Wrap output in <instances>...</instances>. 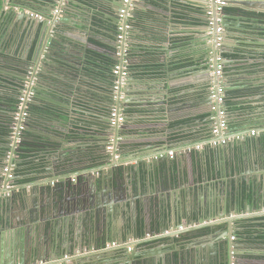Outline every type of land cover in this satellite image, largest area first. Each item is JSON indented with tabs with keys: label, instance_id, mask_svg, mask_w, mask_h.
Segmentation results:
<instances>
[{
	"label": "crops",
	"instance_id": "obj_1",
	"mask_svg": "<svg viewBox=\"0 0 264 264\" xmlns=\"http://www.w3.org/2000/svg\"><path fill=\"white\" fill-rule=\"evenodd\" d=\"M12 2L29 3L42 11H48L46 3H36L34 0H13ZM12 2L7 6L12 7L13 15L16 13L14 9L19 10V8ZM91 2V4L95 3V8H91L87 3V8L79 12L63 11L68 22L72 21L75 25L68 27L64 23H59L55 26L54 31L61 34L58 38V48L61 49L57 55L58 64L51 65L57 76H52L53 71L47 70L46 67L42 68L37 75L35 89L38 98H35L32 104L36 108L35 116L41 118L42 123L30 125L27 130L30 132L28 141L37 139L38 151L40 157H43V165L39 168L41 173L29 175L32 181L23 185H14L13 181L9 183L10 189H13L16 194L23 192L29 196L32 195L30 205L33 207H40L41 198L37 191L40 187L48 189L52 185H66L65 179L68 177L71 179L69 181L76 185L72 179H76L77 173L81 174L83 182H86L91 176L96 178L99 173L104 175L107 172L104 164L97 163L94 159L99 157L102 160L104 148L113 140V136L108 133V126H105V121L102 120L103 114L100 113L102 103L106 102L105 98L108 96L110 82L87 74L83 69V61L87 56H91L90 54H114L110 51V48L114 47V42L110 41L107 34L97 33L94 22L98 19L108 21L107 16L117 17L118 10L117 6L106 0H91ZM122 2L123 0H119L118 4L121 6ZM130 2V12L136 14L139 19L134 20V23H137L131 27L126 37L130 54L127 58L128 67L132 68L129 77L132 78L133 88L127 91L128 100L127 96L125 97L128 102L132 98H136L138 102L128 105L130 111L125 115L126 129L117 133L119 148L115 159L120 165L115 172L118 170L123 174L124 167L136 166L143 160L159 157L160 153L168 155L171 152L176 157L169 158L170 163L167 161L161 169L164 173L171 172L173 185L178 183L180 185L182 181L186 182L187 184L178 191L190 194L189 205L194 202L199 205L200 202L213 198L211 189H214L216 185L217 175L210 170H207L208 176L202 172L205 164H208L206 155L213 151L214 162L210 164L221 168L225 161L228 163V160L233 162L235 159L240 162V158H244L243 167L248 170H245L241 176L251 184L245 187V190L251 187V190L258 192L250 195L254 200L258 197L264 199V17L258 16H264V12H252L254 8L264 10V0H234L230 5L232 8H228L233 10L231 13L233 14V7H243L240 3L253 7L245 8L250 12L243 15L248 19V30L224 32L223 53L234 58L224 59L223 62L226 64L223 66L224 74L221 82L225 93L231 94V101L241 109L232 115H227L225 132L227 143L218 147L208 145L209 142L218 141V139H213L206 129V124H209V130L212 126L207 119L210 110L206 104L210 77L206 74L207 69L204 68L207 53L203 44V37L206 34L202 23L205 22V14L201 13L197 7L193 10L191 6L171 5V3L179 2L178 0H145L146 9L139 6L140 4H133V0ZM8 27L12 35L5 51V55L10 54L7 55L8 60L5 59L6 63L16 58L15 56L18 57L26 48L30 52L41 24L35 19L27 18L21 27H16L14 24ZM63 32L68 35H63ZM9 48H11L10 51ZM186 63L189 64L182 67ZM44 64L48 65L46 62ZM157 64L161 66L159 68L163 73L162 76L139 77L137 75L139 70L136 69ZM3 70L6 69L3 68ZM82 73L87 78H83ZM48 108H51L53 113L45 116L44 112ZM70 108L74 110L73 114H70ZM82 108L85 116H81L79 111ZM64 113L68 116L67 121L58 116ZM92 113H95L98 118L92 116ZM71 115L76 118L71 120ZM184 121L188 122L184 123ZM252 132L254 135L251 134ZM198 145H201L203 149L196 151L195 147ZM189 152H193L191 157H188ZM210 164H208L209 168ZM237 168H241L240 163ZM123 178H125L124 174ZM161 178L165 179L163 176ZM219 179L222 180L223 177L220 176ZM26 185H32V187ZM142 187V194L138 193L135 199L125 201L136 202L141 208L143 201L154 200L155 196L162 193L161 189L149 191ZM79 189H82L81 194ZM79 189L77 192L79 191L80 195L86 191L85 187H79ZM205 195H209V198H205ZM119 204L113 202L114 209L119 208ZM251 204L249 202L248 208L253 215L258 208ZM253 207L255 211L252 210ZM132 210L128 212L121 208L120 212L124 215V220L118 219L119 228L130 215L133 216ZM14 213L19 218L22 216L16 208ZM89 214L88 210L87 213L82 214L83 216L72 214L54 218L50 224L55 223L58 232L55 240L60 241L59 258L53 260L46 256L36 264H128V262L139 264L146 258L151 260L167 252L160 251L163 245L164 247L168 245L165 235L173 234V232L162 233V226L159 227L154 220L148 226V218L153 219L151 216L154 214L153 211H150L146 217L145 229L143 219L140 216L137 218L138 226H142L141 236L134 232V238L129 236L123 242L105 240L103 244L92 240L91 233L94 229L86 225L89 223ZM81 219H84L82 229ZM256 219L258 220V218H252V221ZM114 225L104 223L101 230L109 228L114 231L116 230ZM189 227L192 229L195 226L190 224ZM185 230L183 228L178 232ZM203 231L204 229H200L196 232L200 234ZM255 236L256 234L253 237ZM52 239L53 235L48 239L45 237L41 244H49ZM156 250L158 253H155ZM184 252L187 254L182 264H197L191 259V250L184 249ZM132 253L138 255L134 262L126 256ZM233 253L240 255L248 253L250 261L256 260L264 264V244L252 242L248 250L231 248L230 254L233 255Z\"/></svg>",
	"mask_w": 264,
	"mask_h": 264
},
{
	"label": "water",
	"instance_id": "obj_2",
	"mask_svg": "<svg viewBox=\"0 0 264 264\" xmlns=\"http://www.w3.org/2000/svg\"><path fill=\"white\" fill-rule=\"evenodd\" d=\"M12 1L13 0H4L3 7H7V5ZM106 1L117 6V10L119 11V0ZM178 1L179 2L177 3H171V5H177L179 7L191 6L193 10L195 7H197L201 13L205 14V22H203L202 25L205 27L206 36L203 37V44L206 47L205 52L207 54L209 51H214L215 37L214 33L211 37L208 35L209 27L207 17V14L210 11L212 12L214 9L213 0ZM224 1L227 5L226 9L232 8L230 5L234 2V0ZM12 3L14 6L18 7L21 12L13 13L11 25L14 24L16 27H21L25 19H32V15H38L41 18L38 20L35 19V21H39L41 24V29L38 32L30 60L36 66L39 72L42 70V68L46 67L47 70L53 71L54 75L52 76L56 77L57 73L55 70H53L52 66L58 64L57 55L61 52V49L58 48V38L61 37V34L59 35L57 34L58 32L54 31L55 26L59 23H64L68 27L75 25L72 23V21L68 22V18L63 14V11H74L76 13L87 8L86 4H84L83 0H54L50 6H46L48 11L45 12L37 7L31 6L29 3ZM133 4H140L139 6H142L143 9L147 8L145 0H133ZM240 5H242L244 8H239L238 6L233 7V14H228L223 11L220 18L222 21L221 26L224 29V32L227 30H234L236 32L248 30V19L243 17V15L250 12L245 8L252 9L253 7L241 3ZM55 10L60 11V15H52V11ZM24 11L29 12V14H26ZM260 11L264 12V10H256L255 8L252 9V12L255 13ZM130 15L133 19H138L136 14L130 13ZM107 20L115 25L119 23L117 17L107 16ZM212 28L215 30L214 26ZM64 34L65 32H63V35ZM65 35L67 36L68 33ZM9 36H7L5 39H8ZM4 47L5 45H3L2 42L0 44L1 52L4 50ZM10 50L11 48H9V51ZM28 53L29 49H26L23 57L20 60H16V58H14L13 60L8 61V63H6V60L0 59V63L2 65L9 67V69L0 70V74L6 73V76L10 77L11 79H18L21 77L23 71H20L19 74L17 71L20 69V63H23L24 60H27ZM7 55L9 56L10 54L8 53ZM111 56L115 60H118V57L115 54ZM42 61L44 63H48V65L50 64V66L44 64ZM225 64L226 62H223L222 65L225 66ZM27 68L28 66L25 65L23 70L26 71ZM206 74L209 75V69H207ZM82 77L87 78L83 73ZM20 80L23 81V77ZM131 81L132 78L128 76L126 80L122 82L123 85L119 92V96H122L123 98L119 103L116 104V106L122 110V114H124V123L121 126L111 128L109 116L104 113L102 116V120L105 121L107 125L109 124V135L113 136L112 152L107 153L106 151V147L109 145L108 143L102 154L103 159L97 160V163L104 164V169L107 170L104 175L99 173L96 178L91 176L89 181L86 180V182H83L84 180L81 177L82 175L77 173L75 175L76 185L72 184L71 181H69L71 180L70 177H68L67 179L64 178L66 185H52L48 189H43L40 187L37 190L39 192V197L41 198V204L38 208L30 205L32 195L29 196V194L23 192L16 194L13 189H10L11 186L9 183L13 181L14 177L12 180L8 179L7 176L3 174V169L0 168V264H27L28 262L31 264H36L37 262H41L44 258H46V256H49L53 260L58 259L61 249L59 244L60 241L59 239L58 241L55 240V238L58 237V232L56 230L55 223L50 224V222L53 221L54 218H58V216L66 217L71 216L72 214H80L83 216L82 214L87 213L88 210L90 212V217L89 223L86 225L89 228L94 229L91 233V236L95 243L102 242L101 244H103L105 240L108 242L115 240L123 242V240L128 239L129 236L134 238V232L136 234L138 228V216L143 219V226L145 229L146 217L149 215L150 211H153L154 214L151 215L153 219L148 218V226H150L152 220H154V222H156L159 227L162 226V233L166 234L168 231L173 232V234L165 235L168 245L166 247L163 245V248L160 251L164 252L166 250L167 252L165 254H162L157 258H152L151 260L146 258L144 262H139V264H182V260L186 258L185 256L187 254L184 252V249H187V251L191 250V259L197 264H260V262L256 260H254V262L250 261L249 259L247 260L244 256L245 253H242L241 255L236 253H233V255L230 254L231 248L235 250H245V247H218L212 246L211 244L213 243L211 238L214 237L218 232L215 230L216 223L213 222L214 217L212 215L214 209V193L220 194L222 191H224L228 194L229 191H234L235 194L236 192H238V194H242V191L245 188L244 185L251 186V184L248 183V180L241 176L245 173V170H248L244 169L243 167L245 161L244 158H240V162H237L235 159L233 162L228 160L226 167H223V169L221 167L214 166L213 164H210L209 168L208 164H205L202 171L203 174L208 176L207 172L210 170L211 173H215V175H217V182L215 188L211 189V196L213 198L209 201L200 202L199 205H197L195 202V204L191 203L189 205V199L191 198L190 194L187 195V193L183 194L184 191H178V189H180L184 184H187L186 182L182 181L183 183L180 185L179 183L173 185V176L171 172L164 173V171L161 169L163 168L162 166L167 163V161L170 163L167 153H160L159 157H154L155 159L151 157L149 159L143 160L136 166L124 167L123 174L125 175V178H123L121 171L117 170V172H115V169L120 165L118 163L119 161L115 159L119 148L117 133L120 130L126 129L127 117L125 115L130 111L128 105L138 102L136 98H132L129 102L127 101L129 98L127 91L133 88ZM47 85L50 84L47 83ZM113 85V82H111L109 85L111 92L110 95L107 96L109 101L102 103L103 107L106 109L112 108ZM33 92L34 100L35 98H38L35 87ZM125 96H127V100ZM74 103L78 104L77 101H74ZM206 104L208 105L210 112L212 111V108L217 109V105L212 103L210 97L208 96V92ZM71 113L73 114L74 110L70 108V114ZM70 117L71 120L76 118L74 115H71ZM207 119L210 121V117ZM192 153H187L188 157H191ZM10 155L11 158L9 159V166L11 164L14 166L21 165V161L14 159V151H11ZM175 157L176 155H173V158ZM239 163L241 167L240 169L237 168ZM198 173H200V171ZM219 175L223 177L222 180L219 179ZM162 176L165 177V179H162ZM229 176L230 180L227 179ZM228 181L230 182L229 184H227ZM233 182H235L234 188H232L233 185H231ZM226 184L230 185V187L225 188ZM26 186H29L30 188L32 187V185ZM142 186H144L149 191H158V189H161L160 191L162 193L155 196L154 200L151 199L149 202L143 201L141 208L137 206L136 202L125 201L128 199H135L136 196H138V193L142 194ZM79 187H85L86 191L84 194L80 195L83 188L79 189ZM78 189L80 190V194L79 191L77 192ZM200 193L202 195V192ZM75 195L77 196L75 197ZM205 198H209V195H205ZM241 198L242 197L240 196H238V200L235 198V206L236 203L239 204V200H241ZM113 202L120 203L119 208L114 209ZM192 204L194 205L192 206ZM120 206L122 209H125L128 212H131V209H133V216L130 215V218L128 217V219L123 222V226L121 228H119L117 225L119 218L124 220V215H122L120 212ZM14 208L18 209L19 212L22 213L20 218L14 213ZM252 210L255 211V208L253 207ZM227 215L228 213H226L224 217L227 218ZM263 216L264 209L260 208L252 215L248 208V218H259ZM228 218H230V216ZM228 218L225 221L226 224H231L237 219ZM85 223H87V221ZM104 223H108L109 225L115 224L114 226L116 230L113 231V229L111 230L108 228L107 230L102 231L101 226L102 224L104 225ZM80 224L81 229L84 228V219L80 220ZM190 224L195 227L189 229ZM183 228L187 231L185 230L184 232H178V230H182ZM200 229H204V231L199 234L196 231ZM124 233L126 234L124 235ZM52 235L53 239L50 240L51 242H49V244H41L45 237L48 239V237H52ZM155 253H158V251L156 250ZM126 256L132 259L133 262L138 258V255H134L133 253L131 255L126 254ZM232 259L233 262L231 261ZM128 264L131 263L128 262Z\"/></svg>",
	"mask_w": 264,
	"mask_h": 264
},
{
	"label": "trees",
	"instance_id": "obj_3",
	"mask_svg": "<svg viewBox=\"0 0 264 264\" xmlns=\"http://www.w3.org/2000/svg\"><path fill=\"white\" fill-rule=\"evenodd\" d=\"M36 3H52L54 0H34ZM84 4L87 5L90 4L91 8H95V3L93 2V4H91V0H83ZM4 0H0V44L3 42V45H5L4 50L1 52L0 51V58L5 60L8 59V56L5 55V51L7 50V44H8V40L10 39V36L12 34H10L9 36V31H8V26H10L13 15L11 13V8L9 11H5L4 10ZM226 13L231 14L233 12L232 9H225L224 10ZM260 17H264L262 15H258ZM139 19V17H138ZM135 19H129L128 20V25L130 27H133L136 23H134ZM94 24L97 26V33H102V34H107V36H109L110 41L114 42V47L110 48V51L113 52L115 54V42L117 40V36H118V24H113L110 21H103V20H96V22H94ZM106 30V31H105ZM107 32V33H106ZM99 33V34H100ZM109 33V34H108ZM128 35V34H127ZM126 35V37H127ZM7 36L8 39H5ZM34 48V46H33ZM33 48L30 50L27 60H30L31 58V54L33 51ZM91 56H87L86 59L83 61V69H85L86 73L94 76V77H99L102 78L104 80H108L110 83L113 82L115 80L113 74H112V67L114 65H116L118 63L117 60H115L111 55L109 54H90ZM129 51L127 52V57L129 58ZM222 58L223 59H233V56H228L226 54H222ZM189 64V63H188ZM187 63L182 65L186 67V65H188ZM161 67L160 65H153V66H143L139 69L137 72V75L139 77H150V76H157L160 77L163 75L161 69L159 68ZM3 68L5 69H9V67L2 65L0 63V70H3ZM205 69H207L206 65L204 66ZM128 69V74H130L132 68L131 67H127ZM223 74H224V70H223ZM26 73L22 74L23 77H25ZM22 77H19L18 79H11L8 76H4L2 74H0V168H4L6 165V160H7V156L10 154L11 151V147L10 145V135L13 132L12 131V125H13V115L18 111V107H19V99L20 96L22 94V89H23V81H21ZM108 95H110V89L107 90ZM231 94L229 93H225V98H224V103H223V109L226 115H232L238 111H240L241 108H238L236 106V104H234L231 101ZM105 101H109V98H105ZM100 108V107H99ZM249 109H251L250 107H248ZM83 109V108H82ZM81 116H85V112L84 109L82 110ZM80 111V112H81ZM101 111L100 113H104L107 114L109 116V112L110 109H106L105 107H103V104L101 106ZM27 114L28 117L26 119L25 122V128L26 130L23 131L22 133V141L20 142L19 145H17L15 151H14V155L17 157V160L21 161V165L18 166H14V170H13V183L14 185H23L25 183L31 182L32 178L30 179V177H28L31 174H39L41 173V170H39V168L43 165L42 161H43V157H40V152L38 151V147L36 143L37 139H35V141H28L29 140V136H30V132H28L27 128L30 125L33 124H39L42 123L41 118H37L35 116V112H36V108L35 106L31 103L28 106L27 109ZM84 112V113H83ZM53 113L51 108H48L45 110L44 114L45 116H50ZM60 115L61 118L65 119L67 121L68 116L66 115V113L64 114H58V116ZM92 116L97 117L95 113H92ZM98 118V117H97ZM188 121H184V123H186ZM207 127L206 129L209 131V124H206ZM104 126V125H103ZM105 126L109 127V124L107 125L105 122ZM28 138V139H27ZM207 138L209 139L210 136L208 135ZM39 141V140H38ZM91 156V155H90ZM207 163H213L214 160L213 159V151H211V153L209 152L207 155ZM92 157V156H91ZM215 158V156H214ZM36 160H38V162H36ZM96 162L97 160H100L99 157H96L94 159ZM257 189V188H256ZM254 193H258L255 192L254 190H251V188H248V204L249 202L252 203L254 206H256L258 209L261 208L262 203V199L260 197L256 198L254 200V198L250 195H253ZM251 204V205H252ZM262 224L257 225L258 228L262 227ZM142 226H138L137 228V234L139 236L142 235ZM251 228L253 229H248V241L249 242H254V243H259V244H264V230L263 229H257L256 226H251ZM256 234L255 237L252 236V234Z\"/></svg>",
	"mask_w": 264,
	"mask_h": 264
},
{
	"label": "built area",
	"instance_id": "obj_4",
	"mask_svg": "<svg viewBox=\"0 0 264 264\" xmlns=\"http://www.w3.org/2000/svg\"><path fill=\"white\" fill-rule=\"evenodd\" d=\"M214 2V9L213 11L207 14L208 17V27L209 32L208 35L211 37L214 33V51H209L207 57V65L209 69V77H210V99L212 103L217 105L216 108H212V112L215 114L213 117V125L211 127V136L213 139H218V141L209 142L208 145L211 147H218L222 145H226L227 139L225 138V132L227 130V122H226V114L223 109L224 103V87L222 85L221 79L223 76V61L222 58L223 54V37H224V29L221 26V15L223 11L226 9L227 5L224 0H213ZM130 0H123L122 5L117 14L118 19V36L115 42V55L118 57V63L112 67V74L115 78L113 81V88H112V98H113V106L109 112V123L110 127L114 128L116 126H121L124 123V114H122V110L116 106L122 100V96H119V92L122 88V82L126 80L129 76L128 74V61H127V40L126 35L131 27L128 25V20L131 18L130 15ZM5 11L8 8L4 9ZM14 12L20 13V10L14 9ZM25 12V11H24ZM27 13V12H25ZM60 11H55L54 15H60ZM32 18L38 20L41 19L38 15H32ZM215 27L213 30L212 27ZM39 70L36 67H32L25 76L23 80V89L22 94L19 99V107L18 111L13 115V125H12V133L10 135V147L11 151H15L17 145L20 144L22 141V133L25 130V122L28 117V106L33 102L34 92L33 89L35 87L37 81V75ZM254 135V133H251ZM112 143L110 141L108 147H106L107 153L112 152ZM196 151L203 149L201 145L195 147ZM10 151V154H11ZM7 156L6 165L3 168V174L7 176L8 179H13V170L14 165H8L9 159L11 155ZM168 157L172 158L173 154L170 152L168 153ZM14 159L17 157L14 155ZM72 182H75V179H72ZM167 233V232H166ZM115 247V245H112ZM129 250V249H128Z\"/></svg>",
	"mask_w": 264,
	"mask_h": 264
},
{
	"label": "flooded vegetation",
	"instance_id": "obj_5",
	"mask_svg": "<svg viewBox=\"0 0 264 264\" xmlns=\"http://www.w3.org/2000/svg\"><path fill=\"white\" fill-rule=\"evenodd\" d=\"M51 3H47V6H50ZM26 14H29V12H27ZM34 19V18H32ZM27 49V48H26ZM25 50L21 51L19 56H15L16 60H20L23 55H24ZM207 56L205 57V65L207 66ZM26 66H28L27 70L24 71L23 68ZM20 69L17 71V73L19 74V72L23 71L24 73H26L32 68V67H36L31 60H24L23 63H20ZM224 68V67H223ZM22 72V74H24ZM25 75V76H26ZM262 76V75H260ZM21 77H23L21 75ZM25 77H23L24 80ZM260 78V77H258ZM208 96H210V86L208 88ZM215 116V114L211 111L209 112V116L210 117V123L211 126L213 125V117ZM227 117V115H226ZM210 126V127H211ZM210 132V136H211V129L209 130ZM212 137V136H211ZM227 162H223L222 169L223 167H226ZM228 179V178H227ZM226 179V181H227ZM225 180V178H224ZM230 180V179H229ZM230 182L228 181L227 184H229ZM244 183V182H243ZM225 184V183H224ZM225 186V188L230 187V185ZM232 188H234L235 186V182L231 183ZM223 186V187H224ZM244 187H248L246 185H244ZM215 188V186H214ZM238 196L242 197L241 200H239V204L236 203V206L234 204L235 202V198H237L238 200ZM214 209H213V222L216 223L215 226V230L218 231L217 234L212 237L211 239L213 240L212 246H236V247H245V250H248V246L251 245L252 243H249L248 241V229H253L251 228V226H256L257 229H263L264 230V216L263 217H259L258 220H254L252 221V218H248V188L245 190V188L242 191V194H238V192L234 191H229L228 194L225 193L224 191H222L220 194L218 193H214ZM262 207L261 209H264V199H262ZM226 213H228V217L230 216V218L228 219H234L237 218L236 221H233V223L231 224H226L225 221L227 220L226 217H224V215H226ZM224 214V215H223ZM239 214V215H238ZM262 224V227H259L257 225ZM254 234H252V236H254ZM237 250V249H236ZM239 250V249H238ZM221 255V253H220ZM245 258L248 260V253H245ZM244 257V256H243ZM224 258V257H223ZM233 262V259L231 260Z\"/></svg>",
	"mask_w": 264,
	"mask_h": 264
},
{
	"label": "rangeland",
	"instance_id": "obj_6",
	"mask_svg": "<svg viewBox=\"0 0 264 264\" xmlns=\"http://www.w3.org/2000/svg\"><path fill=\"white\" fill-rule=\"evenodd\" d=\"M5 8H8V10H7V11H9V10H10V7H8V6H7V7H4V9H5ZM11 10H12V8H11ZM55 11H57V10H55ZM55 11H53V12H52V15H54V12H55ZM172 154H173V153H172ZM172 158H173V157H172Z\"/></svg>",
	"mask_w": 264,
	"mask_h": 264
}]
</instances>
